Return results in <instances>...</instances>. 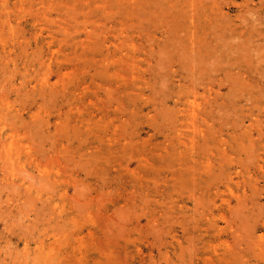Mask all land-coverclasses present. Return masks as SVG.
<instances>
[{
    "label": "rangeland",
    "instance_id": "374dc122",
    "mask_svg": "<svg viewBox=\"0 0 264 264\" xmlns=\"http://www.w3.org/2000/svg\"><path fill=\"white\" fill-rule=\"evenodd\" d=\"M193 1L0 0V264H264V43L244 90L181 59L264 0Z\"/></svg>",
    "mask_w": 264,
    "mask_h": 264
},
{
    "label": "bare ground",
    "instance_id": "6f19581e",
    "mask_svg": "<svg viewBox=\"0 0 264 264\" xmlns=\"http://www.w3.org/2000/svg\"><path fill=\"white\" fill-rule=\"evenodd\" d=\"M196 2L197 1L194 0L193 4L195 5ZM204 2H206V1L204 0ZM218 3H219V1H218ZM226 3H228V2L226 1ZM207 14H210V13L207 12ZM215 18H217V17H215ZM219 18H221V16ZM222 22L219 20L218 23H216V26H215V24H212V26L210 25V27H205V29H204V26L203 27L201 26V29L202 28L203 29L201 30L200 35L198 34L199 33L198 30L195 31V29H197V28H195L196 23H194V24L191 23L189 25V28H194V32L192 31V29L186 28L187 29L186 32L190 31V34L188 33V39L184 40L185 45H182V47H181L185 51V58H181V59L182 60L185 59L184 62H186L187 64L184 65V68H187L190 71L189 76H191L192 78L194 77L197 80H198V78H200V80H206V79H204V76H207V78L209 80H212L213 78L211 79V77H213L215 75V72H217V75L225 74L226 78L229 76L228 77L229 79H231V78L232 79H238L237 75L239 74L244 82L238 81L239 83L237 84L236 90H242V89L244 90V87H247L250 85L249 83L247 84L246 81L249 82L252 80L251 79L252 78V72H251V66H252L251 64L252 63H251V61H246V60L250 59L251 53H253L259 49V48H257L258 44L257 43L255 44L254 42L259 41L260 43H262V42L264 43V38L260 37L261 34H259L258 32L255 33L254 32L255 30L253 31L251 28H250L251 31H249L248 29L239 28L236 24H234V26H232V25L227 26V25H224ZM181 27H183V26H181ZM227 30H233V34L229 38H227L226 34H225ZM182 33H180V34H182ZM193 34H194V36H193ZM233 36H234V38L232 40H234V41L238 40V41L227 44L228 42H230V40H231L230 38H232ZM256 37H258V38L255 40ZM242 38H244V39H242ZM238 42H241V43H238ZM249 42H253L254 45L250 44ZM226 47L228 49H226ZM258 47H260V46H258ZM184 51H183V53H184ZM262 51H263V49H262ZM234 53H236V55ZM246 53H247V55H246ZM260 53H262V52L260 51L259 54ZM180 54H181V52H180ZM257 55H258V53H257ZM182 57H183V55H182ZM258 57H259V55H258ZM258 57L256 56L255 58H258ZM243 59L245 60V63L242 61ZM261 60L264 61L263 58H261ZM258 62H259V60H258ZM260 63H261V61H260ZM262 63H264V62H262ZM256 65L258 66L257 63H256ZM256 71H257V69H256ZM231 72L233 73L232 75H230ZM233 75H236V76L233 77ZM225 80H227V79H225ZM234 82L235 81L233 80L232 84L237 83V81L235 83ZM193 84L195 85V81H193ZM260 87H262V86H260ZM234 88H236V85L234 86ZM231 93H232V91H231ZM235 95H236V93H235ZM192 97H194V99L197 100L200 97L199 91L195 90L194 93L192 94ZM202 98H206V96H202ZM237 98H238V96H237ZM187 99L190 101L189 97H187ZM2 144H3V142H2ZM0 153L2 154V151H0ZM8 154H9V152H8ZM5 165H6V162H5ZM11 167H12V164H11ZM48 237H49V235H48Z\"/></svg>",
    "mask_w": 264,
    "mask_h": 264
}]
</instances>
